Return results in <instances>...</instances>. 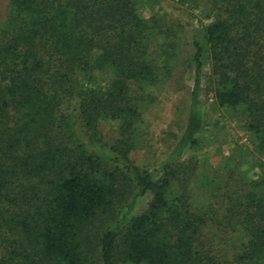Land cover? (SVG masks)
Returning <instances> with one entry per match:
<instances>
[{
	"label": "trees",
	"instance_id": "obj_1",
	"mask_svg": "<svg viewBox=\"0 0 264 264\" xmlns=\"http://www.w3.org/2000/svg\"><path fill=\"white\" fill-rule=\"evenodd\" d=\"M153 1L0 0V264H264V0H205L185 127L146 167L131 153L181 56ZM207 94L253 159L202 179ZM214 224L242 240L232 258L206 242Z\"/></svg>",
	"mask_w": 264,
	"mask_h": 264
},
{
	"label": "rangeland",
	"instance_id": "obj_2",
	"mask_svg": "<svg viewBox=\"0 0 264 264\" xmlns=\"http://www.w3.org/2000/svg\"><path fill=\"white\" fill-rule=\"evenodd\" d=\"M193 1L195 0H188V3L183 5L177 0H154L148 9L145 8L147 14L158 13L162 24L175 26L179 31L181 56L165 90L150 104L144 115L142 144L131 153V158L141 166L152 167L164 159L176 136L180 135L185 127L189 90L193 81L190 75L192 38L194 33H199L201 24L208 21L205 18L208 10V6L204 5L205 0H197L196 8H191L195 6ZM0 7L3 8V4ZM149 8H153V11ZM109 79V73L103 74L95 85H105ZM203 100L209 128L199 135V144L190 150L189 155L197 160V170L201 171L200 177L203 175L202 179H205L206 174L210 177V173L217 168L235 167L234 164L244 161V158L250 162L253 155L247 152L250 146L239 118L229 109L219 107L211 94L205 95ZM104 122L102 131L105 137L114 138L113 124ZM151 197L149 192L138 199L134 209L136 214L147 207ZM200 199L202 200L201 197ZM204 234L206 242L212 244L218 254L232 258L241 249L242 240L238 238V234L231 233L230 228L209 225Z\"/></svg>",
	"mask_w": 264,
	"mask_h": 264
}]
</instances>
